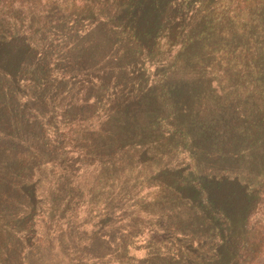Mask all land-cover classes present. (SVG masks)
I'll return each instance as SVG.
<instances>
[{
    "label": "trees",
    "instance_id": "obj_1",
    "mask_svg": "<svg viewBox=\"0 0 264 264\" xmlns=\"http://www.w3.org/2000/svg\"><path fill=\"white\" fill-rule=\"evenodd\" d=\"M0 264H264V0H0Z\"/></svg>",
    "mask_w": 264,
    "mask_h": 264
}]
</instances>
